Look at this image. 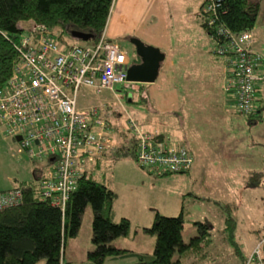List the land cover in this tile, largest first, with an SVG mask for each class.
<instances>
[{"label":"built area","instance_id":"obj_1","mask_svg":"<svg viewBox=\"0 0 264 264\" xmlns=\"http://www.w3.org/2000/svg\"><path fill=\"white\" fill-rule=\"evenodd\" d=\"M219 5L220 0H206L200 14L212 30L214 54L222 59L223 94L231 99L236 115L248 116L254 111L256 70L262 58L252 49L251 31L234 34L217 24ZM24 36L11 44L18 61L0 86V129L18 152L45 164L38 198L62 213L86 170L113 148L111 126L96 118V108L78 109L77 92L84 87L97 94L127 83L129 57L105 37L104 30L96 42L84 45L65 44L41 25L31 24ZM124 127L135 139L139 168L152 173L190 169L192 157L186 148L156 138L129 116H125ZM21 201L19 188L0 191V212ZM263 241L255 244L244 264H262L257 251Z\"/></svg>","mask_w":264,"mask_h":264},{"label":"rangeland","instance_id":"obj_2","mask_svg":"<svg viewBox=\"0 0 264 264\" xmlns=\"http://www.w3.org/2000/svg\"><path fill=\"white\" fill-rule=\"evenodd\" d=\"M258 2L259 13L254 24L255 35L259 39L261 49L264 51V0H252ZM155 1L151 0L147 3L148 8L145 17H155L156 7L153 5ZM201 0H162V10L165 13L168 24V32L172 43L179 45L185 42V46L200 47L202 50H212L211 42L207 39L205 33L199 27L197 19L198 6ZM146 7V6H145ZM164 7V9H163ZM162 11V13H163ZM144 17V18H145ZM29 23H21L23 29L19 37H25ZM66 40V39H65ZM64 40V41H65ZM68 42V40H66ZM118 46L126 52L128 57L133 58V46L127 40H116ZM78 45H84L87 42H75ZM179 43V44H178ZM184 44V43H183ZM223 82V80H222ZM221 92L222 84H221ZM130 87L128 83L115 84L111 91L102 90L95 93L92 89L81 87L76 95V103L79 108H96V118L109 122H118L124 126L125 116L131 117L136 123L147 131L149 125L147 117H144V107L142 103L129 101ZM114 95L120 98L116 99ZM107 109V110H106ZM143 114V116H142ZM116 116V120L114 119ZM181 117V115H179ZM146 118V119H145ZM182 119V118H181ZM248 118L246 116L235 115L231 106L228 107L226 117L213 123L209 129H203L198 137L189 136L187 146L182 142L185 135L186 125L168 129L167 133L170 137V143L176 145H184L190 149L193 156V166L189 173H172L165 176L157 177L140 169L132 160L119 158L111 160L108 157L101 158L97 167L92 165L89 167L91 177L97 182L111 188L114 194V212L116 217L114 222L120 218H125L129 222L128 234L126 237H120L113 240L110 244L119 249H126L133 253L152 254L154 236L147 234L144 229L151 225L152 217L155 212L161 216L173 217L179 213L180 207L183 208V228L181 239L187 241L196 233V224L194 222L206 223L212 226L210 218L214 219L215 232L214 236L220 234L222 228L221 220L216 218L214 210L219 209L215 206L216 200L224 203L222 191L239 192L237 193L240 202V215L235 211L232 215L237 218V227L241 228L239 217L243 215L244 224L251 226L255 232L261 234L262 229L257 222L264 223V165L255 166L252 170L246 163L244 154V146L242 138L250 140ZM209 133L221 135L223 133L227 140L233 142L238 140L234 145L227 146L221 138L219 142L210 141ZM215 135V136H216ZM224 142V144H222ZM260 155L262 156V150ZM215 156V157H214ZM217 158V159H216ZM220 160V161H219ZM44 163L29 159L24 152H18L14 142L3 137L0 129V191L10 189L14 183L27 182L32 178V171L35 169L40 174H44ZM207 165V171L201 166ZM221 165L223 169H227L230 175L229 187H218L215 185L214 175L217 173L216 167ZM260 167V168H258ZM252 177V179H250ZM254 186L250 187V183ZM258 184V185H257ZM247 191L251 193L250 203L252 206L250 213L253 215V221L247 222L245 214V196ZM228 199V198H227ZM227 202V201H226ZM222 215V213L220 212ZM220 215V216H221ZM91 209L86 205L81 216L78 230L74 236H67L64 243L63 254L60 264H92L86 259V254L94 250L91 238ZM253 251V249L251 250ZM257 254L264 264V247L258 248ZM177 254L173 255V260ZM46 259L37 261L36 264H45ZM135 258L125 259H106L102 264H135Z\"/></svg>","mask_w":264,"mask_h":264},{"label":"trees","instance_id":"obj_3","mask_svg":"<svg viewBox=\"0 0 264 264\" xmlns=\"http://www.w3.org/2000/svg\"><path fill=\"white\" fill-rule=\"evenodd\" d=\"M113 1L0 0V86L6 83L12 65L18 61L11 44L20 39L19 34L23 31L21 23L45 26L51 29L63 43L65 39L68 40V42L65 40V44L80 42L70 38L71 32L91 35L90 42H96L105 28ZM205 1L203 0L196 16L199 27L211 39L212 30L206 26L200 14V8ZM258 13V2L220 0L216 21L218 25L234 34L250 32ZM210 54L216 59L214 46ZM128 86L129 94L135 96V100L132 101L142 103L144 110H147V97L143 87L134 88L133 84ZM253 116L254 113L246 117L250 121ZM114 119L116 120V116ZM109 125L113 131V148L93 162L94 168L98 166L99 160L105 157L111 160L129 158L135 162L133 136L116 121L109 122ZM155 136L158 139L163 138L160 135ZM89 170L88 168L86 174L77 182L62 213L47 202H40L38 184L44 176L37 170L32 171V178L29 181L14 183L13 187L21 190L23 201L15 207L0 212V264H36L41 259H46L45 264H60L65 239L76 234L80 216L86 205L90 206L92 214L90 241L94 246V250L86 254V259L92 264H102L106 259L128 257L135 258V264H180L179 259L173 260L174 254L178 257L185 252L195 251L202 243L208 241L210 227L204 223H197L196 235L187 243L182 242L183 208L181 207L179 213L173 217L161 216L155 212L150 227L144 229L147 234L154 236L152 254L133 253L113 247L110 244L113 240L127 236L129 222L125 218H120L117 222L113 221L114 194L105 185L93 179ZM147 172L157 177L174 173L162 170L156 173L148 170ZM249 185L254 186L252 182ZM262 187L264 188V184ZM215 205L224 217L222 228L224 241L240 258V264H244L247 257L242 258L234 241L236 223L231 215L232 208L228 204L215 203ZM261 245H264V241Z\"/></svg>","mask_w":264,"mask_h":264},{"label":"crops","instance_id":"obj_4","mask_svg":"<svg viewBox=\"0 0 264 264\" xmlns=\"http://www.w3.org/2000/svg\"><path fill=\"white\" fill-rule=\"evenodd\" d=\"M149 1L151 2V0H114L104 28V35L108 40L116 44V40H127L128 42L130 38H136L144 45L156 48L163 54L164 58L160 63L157 76L152 83L128 84H133L134 88L143 87L142 89L146 93L148 109L144 110V117H147V123L150 124L149 130L151 134L160 135L169 140L170 137L167 130L175 127L176 123H178V126H183L185 124V135L182 137L181 143L187 146L186 142L187 139L190 138L189 136L198 137L203 129L211 128L213 123H217L219 120L224 121L228 107L232 106L231 99L227 98L220 89L222 84V59L219 57L213 59L210 54L213 49L202 50L199 46L196 47L195 45H188L186 47L185 42L178 43L179 45L172 43L166 18L164 21L165 13L162 10V0H154L155 2L153 5L156 7V12L154 13L155 17L149 16L146 18L145 15L148 11L146 8H148L147 3ZM202 2L203 0H201L198 9ZM251 34L253 39L252 49L258 53L262 59L256 70L258 81L255 84L254 92V116L248 121L251 137L250 140L242 138V143L244 146L245 152L243 155L245 156L246 163L254 170L253 168L257 169L255 166L264 165V152H262L261 156L259 151H264V51L260 47L262 43L259 44V39L255 35L253 28ZM206 39L211 42L213 48L214 45L212 40L208 36L205 40ZM130 59L128 64L130 63ZM126 96H128V98L130 97L129 101L135 100L134 95L126 94ZM77 108L80 110H87L95 107ZM179 115H181V117H179ZM209 134H211L209 135L210 141L219 142L221 138V140L223 139L227 142V146L234 145L238 141L233 140V142H231L227 140L223 133H221L220 136L214 133ZM222 144H224V142H222ZM179 146L186 148L192 157L191 167L187 171V173H189L192 170L194 162L192 153L190 149L184 145ZM44 167L46 166L44 165ZM202 167L207 171V165L201 166V168ZM212 167H216L215 172H217L213 176L215 185H218V187L226 186L229 189L231 186V179L230 175L227 173L228 170L223 169L221 165H212ZM107 188L111 190V188ZM239 192L234 193L231 192L230 189L229 191H222L223 200L225 202L219 203L221 201L216 200L218 202L215 203L228 204L232 208V214L237 211L240 215L239 204L241 203L235 201L238 199L237 193ZM252 192L253 191L246 190L244 207H246L245 214L247 222L253 221V215L250 213L251 211H249L252 210V206L247 205L250 203L249 198ZM114 210L113 201V220L116 217ZM214 213L216 214L218 222L219 219L221 220L223 228V215L220 214V210H218V212L214 210ZM239 215L238 218L242 227L235 231L234 241L237 245L239 254L242 258H246L255 244L264 239V223H254L262 228L259 230L263 232L261 234V232H255L254 230L256 229H253L251 226L249 227L248 224H244L246 218L244 219L243 215L239 217ZM232 217L237 227L238 220L233 215ZM207 220H211L212 224V226L209 225L208 221L207 225L210 227V230H208L210 234L208 241L205 242V244L202 243L195 251L185 252L175 259H179L180 264H240V258L233 253L231 247L224 241L222 228L220 234L215 237L214 233L216 232L218 234V229L216 231L217 227H214L213 224L215 221L213 218ZM197 223L200 222H194V224ZM188 240H182V242L187 243Z\"/></svg>","mask_w":264,"mask_h":264},{"label":"water","instance_id":"obj_5","mask_svg":"<svg viewBox=\"0 0 264 264\" xmlns=\"http://www.w3.org/2000/svg\"><path fill=\"white\" fill-rule=\"evenodd\" d=\"M71 39L80 42H89L92 36L78 32L69 34ZM128 43L133 46V58L129 57L130 63L125 72V81L127 83L150 84L156 76L164 56L158 49L146 46L136 38H130ZM134 59V60H133ZM136 60V61H135ZM19 141V137L15 138Z\"/></svg>","mask_w":264,"mask_h":264},{"label":"flooded vegetation","instance_id":"obj_6","mask_svg":"<svg viewBox=\"0 0 264 264\" xmlns=\"http://www.w3.org/2000/svg\"><path fill=\"white\" fill-rule=\"evenodd\" d=\"M134 60V59H133Z\"/></svg>","mask_w":264,"mask_h":264}]
</instances>
